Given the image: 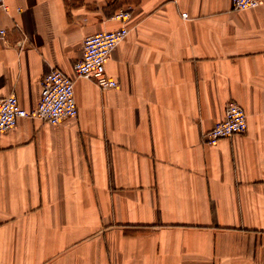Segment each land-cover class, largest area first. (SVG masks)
Instances as JSON below:
<instances>
[{"label":"crops","instance_id":"obj_1","mask_svg":"<svg viewBox=\"0 0 264 264\" xmlns=\"http://www.w3.org/2000/svg\"><path fill=\"white\" fill-rule=\"evenodd\" d=\"M4 2L0 97L26 109L131 17L105 65L117 88L78 78L75 119L0 133V264H264V0ZM230 101L245 132L205 144Z\"/></svg>","mask_w":264,"mask_h":264},{"label":"built area","instance_id":"obj_2","mask_svg":"<svg viewBox=\"0 0 264 264\" xmlns=\"http://www.w3.org/2000/svg\"><path fill=\"white\" fill-rule=\"evenodd\" d=\"M232 9L247 10L255 8L260 0H231ZM0 9L8 10L4 0ZM19 11V8H17ZM187 17L186 13H182ZM131 12L120 9L113 16L120 22L115 29H104L85 36L82 42L81 57L73 63V75L59 68H51L40 80L41 95L38 103L30 109L22 107L17 96L11 93L0 97V133L14 128L19 118L39 119L48 124H59L66 119H75L78 114L75 99V80L84 78L92 81L99 89L117 88L118 82L106 73L105 65L111 52L128 35V21ZM9 30L0 22V41L8 42ZM247 117L244 108L235 101L227 102L223 117L210 129L202 133L205 144H215L220 139L245 132Z\"/></svg>","mask_w":264,"mask_h":264}]
</instances>
